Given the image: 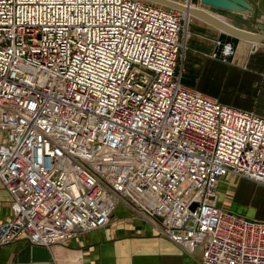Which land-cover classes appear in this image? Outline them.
Here are the masks:
<instances>
[{
	"label": "built area",
	"instance_id": "obj_1",
	"mask_svg": "<svg viewBox=\"0 0 264 264\" xmlns=\"http://www.w3.org/2000/svg\"><path fill=\"white\" fill-rule=\"evenodd\" d=\"M190 17L147 0H0V247L64 244L122 203L201 264H264V220L217 191L226 175L264 186V118L181 83ZM211 41L209 58L233 55Z\"/></svg>",
	"mask_w": 264,
	"mask_h": 264
},
{
	"label": "crops",
	"instance_id": "obj_2",
	"mask_svg": "<svg viewBox=\"0 0 264 264\" xmlns=\"http://www.w3.org/2000/svg\"><path fill=\"white\" fill-rule=\"evenodd\" d=\"M245 1L250 10L241 12L207 7L200 0H191V6L235 28L264 34V0ZM187 29L186 49L178 61L181 83L222 104L264 118V40L252 43L233 37L192 15ZM215 37L231 42L234 47L233 55L226 62L207 55L213 49L211 39ZM242 179L255 194L264 195L263 185ZM9 203V194L0 182V223L10 216ZM259 216L264 220V211ZM200 258V249L188 253L157 235L122 203L113 210L107 226L78 235L64 244L45 247L20 239L0 247V264H201Z\"/></svg>",
	"mask_w": 264,
	"mask_h": 264
},
{
	"label": "water",
	"instance_id": "obj_3",
	"mask_svg": "<svg viewBox=\"0 0 264 264\" xmlns=\"http://www.w3.org/2000/svg\"><path fill=\"white\" fill-rule=\"evenodd\" d=\"M165 7L174 8L186 12L192 16L204 19L221 31L243 40L255 43L264 40V34L251 33L238 28H235L226 22L216 18L207 11L193 6H186L175 0H147ZM200 3L207 7H212L220 10L241 12L250 10V5L245 0H200ZM193 207V206H192Z\"/></svg>",
	"mask_w": 264,
	"mask_h": 264
},
{
	"label": "rangeland",
	"instance_id": "obj_4",
	"mask_svg": "<svg viewBox=\"0 0 264 264\" xmlns=\"http://www.w3.org/2000/svg\"><path fill=\"white\" fill-rule=\"evenodd\" d=\"M224 177L218 187L219 204L231 208L243 216L251 219H260L259 213L264 211V195L258 196L252 189L244 185L240 177L234 179Z\"/></svg>",
	"mask_w": 264,
	"mask_h": 264
}]
</instances>
